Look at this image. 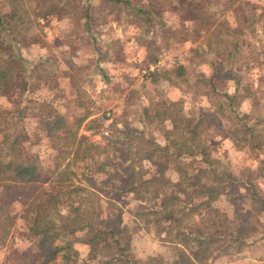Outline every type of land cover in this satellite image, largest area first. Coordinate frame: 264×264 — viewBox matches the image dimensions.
Listing matches in <instances>:
<instances>
[{
    "label": "rangeland",
    "instance_id": "1",
    "mask_svg": "<svg viewBox=\"0 0 264 264\" xmlns=\"http://www.w3.org/2000/svg\"><path fill=\"white\" fill-rule=\"evenodd\" d=\"M29 7L36 8L34 4ZM8 11L0 4V14ZM48 13L34 20L23 34H11L10 29L0 32V39L16 37L24 61L22 78L28 83L21 106L13 100L9 105L0 99L1 109L9 107L11 113L7 123L1 124L3 133L9 138L21 137L26 151L37 155L42 174L54 165V151L39 121L50 109L69 125L87 113L93 115L81 124L78 134L100 146L105 145V137L114 135L116 129L123 131L125 125L142 131L161 146L182 142L190 137L185 125L180 126L177 138L171 135L166 140L164 131L172 127V122L159 124L146 118L142 110L162 113L167 103H181L178 115L197 118L214 104L215 98L206 94L212 89L218 95H236L238 101L233 109L251 116V122L264 120V0H62L48 7ZM253 13L255 23L251 24ZM234 29V36L226 32ZM229 41L237 45L238 53L225 61L222 53L233 45L230 49L222 45ZM213 62L223 66L218 70ZM179 66L184 68L181 78L174 72ZM153 72L158 74L156 81L149 75ZM210 79L212 83L207 84ZM245 88L257 91L254 98L246 99ZM92 119L95 124H90ZM174 119L179 125L180 118ZM114 121L119 124L113 129ZM215 126L217 122H212L211 128L203 132L197 141L202 148L194 152L204 149L208 162L199 156L173 157L165 174L178 180L176 167L180 163L192 171L207 170L203 177L207 183L217 175H231L233 180L225 194L212 206L222 213L233 236L226 239L223 252L210 264H264V213H257V205L251 200L253 192L264 199L262 153L226 136L225 121L221 132ZM124 135L116 138L119 144L128 142L129 135L123 138ZM191 145L188 141L187 146ZM106 156L104 171L108 175L90 180L89 175L84 180L82 174L94 169L93 165L78 160L71 171L73 180L89 192L76 195L85 198L88 208L94 203L100 217L119 215L123 224L133 229L132 213L142 202L120 189L127 174L122 173L119 153L108 148ZM148 168L144 161L135 164L134 171ZM143 192L141 189L139 196L147 197ZM66 195H61L59 206L63 215L70 209ZM11 210L19 215L20 206ZM85 221L95 223L94 218ZM244 230L250 231L247 237ZM23 231L24 224L17 216L0 249V264H31V260L21 257L32 244ZM91 233V229H85L70 240L55 242L54 245L65 247L57 256V263H63L62 257L69 254V264H98L99 258H91L90 247L84 243ZM130 254L140 264L150 258L172 264L176 250L153 232L140 231L131 239Z\"/></svg>",
    "mask_w": 264,
    "mask_h": 264
},
{
    "label": "trees",
    "instance_id": "2",
    "mask_svg": "<svg viewBox=\"0 0 264 264\" xmlns=\"http://www.w3.org/2000/svg\"><path fill=\"white\" fill-rule=\"evenodd\" d=\"M61 1L0 0V4L9 10L8 13L0 14L2 24L0 32H8L10 29L11 34L14 32L23 34L34 20L49 14L48 7L52 8L54 3ZM31 4L36 8L30 9ZM123 4L128 5V2ZM35 13L37 14L33 19ZM255 16V13L251 15V24L255 23ZM226 32L234 36L237 31L234 29ZM15 41V36H12V39H0V99L7 100L9 105L13 100L16 105L21 106L22 98L28 92V83L23 81L24 61ZM222 47L230 49L222 53L225 61L238 53L237 45L231 41L224 43ZM213 65L219 70L223 63L213 62ZM40 67L42 65L38 70ZM217 69L213 76H216ZM183 71L184 68L181 66L174 70L179 78L184 75ZM149 75L156 81L155 77L158 75L156 72ZM210 83L211 79L207 84ZM214 90L206 92L208 96L215 98L214 104L197 118L186 119L178 115L180 110L177 108L181 103H167L168 107L164 108L162 113L156 111L150 114L147 108L142 110L146 118L157 120L159 124L172 122V127L164 131L166 140L171 135L177 138L180 126L185 125L184 127L188 128L190 137L182 142L180 140L172 142L173 150L170 144L161 146L150 137H146L142 131L139 132L129 125H125L123 131L116 129L113 132L116 136L105 137V145L100 146L91 142L88 137L78 134L81 124L93 115L87 113L69 125L64 117L58 116L50 109L49 114H44L39 119L44 137L54 151V165L45 174H42L37 155L26 151L21 137L9 138L10 135L3 133L1 124L7 123L11 113L9 107L4 109L0 107V249L10 233L13 220L15 221L18 216L24 224V235L32 243L29 251L23 253L21 257L31 260V264H60L56 259L65 247L54 243L70 240V237L85 229L92 230L91 236L84 243L90 247L91 258H99L98 264H140L130 254L131 239L140 231L153 232L155 236H160L174 247L176 255L172 264H210L223 252L228 242L226 239L233 236L222 213L212 206L225 194L233 178L229 174L217 175L214 181L207 183L203 178L207 170L192 171L190 166L179 163L176 167L178 180L173 181L165 174L167 163L173 157L181 156H199L208 162V154L204 149L194 153L202 148L197 141L207 128H211L212 122H217L215 130L221 132L224 130L222 123L225 121L228 132L226 136L231 137L240 146L246 144L251 150L260 151L263 156L261 165L264 168V120L255 119L251 122V116L241 115L233 109L238 101L236 95L232 97L218 95ZM245 92L246 99L254 98L257 93L248 88H245ZM175 117L180 118L179 125ZM95 123V119L90 121V124ZM118 124L114 121L111 126L114 129ZM121 133L125 134L123 138L129 135L125 145L116 141ZM24 140L26 141L25 138ZM188 141L192 143L189 147ZM108 148L119 153L123 166L122 173L127 174V179L121 180L120 189L142 202L132 213L133 229L125 226L119 215H115L116 218L100 217L93 206L94 203L88 208L85 198L76 195L88 190L81 184L75 185L74 174L71 173L73 167L79 159L81 162H87V165H93L94 169L82 174L84 180L86 175H89L87 180L108 175L104 171L108 164V155L106 156ZM100 155L103 157H98ZM144 161L148 162L149 168L143 170L144 172L134 171L135 164ZM209 173L215 175L214 171ZM141 189L145 190L143 193L147 197L139 196ZM65 194L70 209L68 214L63 215L59 206L61 195ZM252 194L251 200L257 205V213H264V199L254 196V192ZM107 204L111 205V201ZM15 205L20 206L19 215L13 214L11 210ZM93 218L95 223L85 221ZM242 233L247 237L250 231L244 230ZM62 259L61 264H69V254ZM144 264L162 262L158 258H150Z\"/></svg>",
    "mask_w": 264,
    "mask_h": 264
}]
</instances>
